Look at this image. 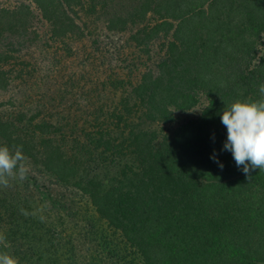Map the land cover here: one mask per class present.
I'll list each match as a JSON object with an SVG mask.
<instances>
[{"label":"trees","instance_id":"1","mask_svg":"<svg viewBox=\"0 0 264 264\" xmlns=\"http://www.w3.org/2000/svg\"><path fill=\"white\" fill-rule=\"evenodd\" d=\"M24 42L42 45L39 57L13 64ZM51 52L58 77L37 66ZM95 60L105 71L121 64L125 78L109 68L103 127L87 135L84 161H64L58 150L71 131L45 114L67 103L72 78L86 80ZM19 81L44 89L45 114L27 108L32 93L15 94ZM8 91L0 264L11 257L7 239L18 257L23 242L37 249L27 212L37 197L59 200L26 163L81 192L107 225L86 264H127L129 253L133 264H264V0H0V92Z\"/></svg>","mask_w":264,"mask_h":264},{"label":"rangeland","instance_id":"2","mask_svg":"<svg viewBox=\"0 0 264 264\" xmlns=\"http://www.w3.org/2000/svg\"><path fill=\"white\" fill-rule=\"evenodd\" d=\"M40 33L41 35H45L42 28ZM30 35L34 38L35 34ZM15 39L16 37H14L13 41H17ZM41 39H44V37ZM40 46L42 45H34L33 43L32 45L28 46V43L26 44V42H24L22 45H19L17 53H14L18 59L14 60L13 64H16L17 62H27L32 64L29 53H35L36 51L39 52L37 49L40 48ZM156 50L158 51V48H156ZM82 53L83 50L80 49L79 54ZM52 56H54V54L51 52L50 57ZM35 57H39L37 52L35 53ZM76 59L77 56L72 55V58L67 63V65H69L72 75L76 72L75 77L77 79L79 69L76 64ZM56 60H58V57H55L54 59L50 58L48 61L42 64H37V66L44 68V74L47 71L58 77L60 70H56L58 66L55 62ZM94 65H96L94 70H92L91 67H86V76L88 79L86 78V80L79 82L78 80L72 78V80L75 82H72L71 86L73 90L70 96L68 95L67 97V103L59 106L58 101H56L53 107L49 109L50 112L48 111V114L45 113L47 112V106L50 103L47 102L46 96L42 95L44 89H39L36 94L35 90L30 87L25 89L24 84L21 81L17 82L16 84L13 83L12 85V90L17 89L15 91L16 95L18 93H22V91L29 95L31 93L33 94V97L30 98L26 103L27 108H30L31 112H40L46 116H49L51 112H55V116H60L59 121L65 120V122H67L66 124L68 125H66V129L71 131V133L66 138L62 137V141L64 140L63 142H65V144L61 146V149L58 148L60 156H64V161L70 160L72 163L74 162V159H80L84 161L87 155L84 154L83 150L81 149L85 148L87 143L89 147H92L89 142L85 141L87 135H97L98 133L96 132H99L98 129L103 127V124L99 126V124L103 121V119L100 117V114H104L106 112V108H104V105L101 104L104 99V88L101 86V81L105 80L110 75L109 68L113 66L116 68L118 76L125 78V70L122 69L121 64L119 63L113 62L110 67L106 69V71L105 67L97 63V61ZM62 70L63 69H61V71ZM142 70H144L143 67ZM40 74H42V72H40ZM42 85L43 84L40 86ZM12 92L13 91H8L5 93L0 92V103L4 102L7 104L12 97ZM120 98L121 97L119 96H114L112 98L109 96L110 102L108 101V103L114 102L116 104L119 102ZM97 115L99 118L98 120L94 121L93 118H95ZM56 146L58 147V145ZM79 154H83L85 157H80L81 155ZM26 165L28 166L26 170L30 171L28 175L29 178L33 179L34 177H38V184L41 185L39 188H42V190H44L43 187L50 188L56 195V199L58 198L59 200H56V203L53 204L55 201L49 200V198H47V201L43 202L42 199L39 198L40 196H38L37 201L33 202V204L27 208V212L32 214L33 219H35L33 221L34 224H32L33 231L31 236V238L35 237V239H31V241L34 245H36L37 249L33 251L32 247H30L28 251L27 247L29 244H26L25 246V242H23L24 245L21 242L20 244L22 245L20 246L19 244L21 248V255L18 257L13 253L17 251L15 250L16 246L13 245L9 239H7V243L10 246L8 253L11 257L3 262H6V264H28V257L34 259L40 256V258L42 257V262L40 259V263L36 264H86L88 258L97 254V250L95 249L96 247L99 248L98 242L100 238L96 237L100 235L99 233L97 234V232L102 231V233L105 234V231H108L107 225L103 222L98 213H96L94 207L90 204L89 199L84 197L81 192L70 187H59L55 184L54 176L44 174L41 176L33 170L36 169L35 166L30 164L28 165L27 163ZM33 188L36 190L35 186ZM63 203L69 210L63 209L61 206ZM73 211L77 212L76 216H73ZM41 215L44 216L43 219H40ZM26 216L29 217V215ZM85 218H92V220L95 218V226L92 227L96 229V232L92 231L93 229L90 230L91 226L88 227V222ZM41 221L43 222L41 223ZM86 228L89 229L84 231ZM6 229L8 228L6 227ZM88 230L90 231V234H88ZM92 232L95 237L92 236ZM4 237L5 239L8 237L7 232ZM32 253H36V255ZM129 255L131 256L127 258V264H129V262L133 264L132 262L135 259V256L130 253Z\"/></svg>","mask_w":264,"mask_h":264}]
</instances>
